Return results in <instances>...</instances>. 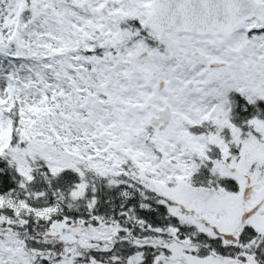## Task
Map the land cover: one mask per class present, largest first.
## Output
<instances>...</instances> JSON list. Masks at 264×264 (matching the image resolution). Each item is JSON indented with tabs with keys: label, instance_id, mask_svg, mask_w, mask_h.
I'll list each match as a JSON object with an SVG mask.
<instances>
[{
	"label": "snow or ice",
	"instance_id": "6c2138e0",
	"mask_svg": "<svg viewBox=\"0 0 264 264\" xmlns=\"http://www.w3.org/2000/svg\"><path fill=\"white\" fill-rule=\"evenodd\" d=\"M0 264H264V0H0Z\"/></svg>",
	"mask_w": 264,
	"mask_h": 264
}]
</instances>
